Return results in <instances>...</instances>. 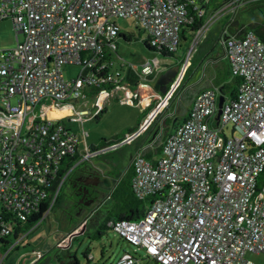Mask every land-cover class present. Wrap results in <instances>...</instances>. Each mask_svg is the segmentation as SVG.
I'll use <instances>...</instances> for the list:
<instances>
[{
	"label": "built area",
	"instance_id": "obj_1",
	"mask_svg": "<svg viewBox=\"0 0 264 264\" xmlns=\"http://www.w3.org/2000/svg\"><path fill=\"white\" fill-rule=\"evenodd\" d=\"M195 1L0 0V20H12L17 41L0 47V239L7 240L0 245L16 247L48 215L82 161L149 131L150 141L132 157L130 179L135 197L147 200L145 213L109 220L110 227L159 264H254L246 253H264V40L253 30L220 37L239 83L234 97L224 96L219 116L223 93L209 86L195 93L187 117L172 131L166 132L168 116L152 127L171 97L167 89L135 130L87 152L66 122L92 116L89 92L124 77L123 69L111 72L105 58L117 47L116 18L133 17L151 46L176 51ZM64 64H79L77 76L66 78ZM153 71V64L142 67L143 83ZM230 124L233 134L222 135ZM48 196L49 208L11 243L8 237ZM7 252L0 251V264ZM140 261L124 251L115 264Z\"/></svg>",
	"mask_w": 264,
	"mask_h": 264
},
{
	"label": "rangeland",
	"instance_id": "obj_2",
	"mask_svg": "<svg viewBox=\"0 0 264 264\" xmlns=\"http://www.w3.org/2000/svg\"><path fill=\"white\" fill-rule=\"evenodd\" d=\"M212 11L215 12L213 16L210 15ZM225 11L229 14H224ZM206 19H210L209 25L200 35L196 31L188 34L186 39H181L175 55L165 56L145 44L147 34L137 27L133 17L116 18L120 32L130 35L131 39L116 37L117 47L109 48L110 71H123L122 69L128 66L141 71L146 63L153 64L152 80L156 76L169 74L171 78L166 89H170L174 94L173 98L179 100L176 109L184 111L190 106L198 90L218 82L220 78L215 77L217 67L211 63L210 58L220 52L218 39L223 28L263 21L264 0H208ZM233 20L235 23L231 24ZM16 42L12 20H0V47H12ZM79 70V64H64L62 67L66 78L77 76ZM226 78V83L235 84L233 76ZM1 81L0 77V84ZM135 88V85H125L119 86L111 93L105 89L89 92L94 101L93 115L81 120L66 118L67 124L79 137L80 149L87 152L90 145L100 148L108 144L103 138L107 141H118L120 139L116 135L125 133L129 127L137 124L142 111L154 103V97L150 95L137 98ZM11 101L16 102V97H12ZM104 106L106 111L96 118L95 115ZM231 126L232 124L225 127L222 135L233 134ZM234 134L240 133L236 130ZM152 135V132L149 134L147 131L131 143L109 148L75 167L62 184L58 198L55 204L51 205L48 215L16 247L10 248V243L0 245L2 254L8 250L2 264H66L69 251L78 257L80 264H115L124 251L140 255V264H159L156 260L148 258L143 248H137L114 231L108 224L109 221H106L101 234L97 232L99 224L105 221L106 214L112 219L115 218L119 210L116 203L120 200L117 189L122 186L123 179L132 170L135 151L145 141H150ZM160 154L159 151L155 155ZM147 157H150V153H147ZM82 168H96L102 172L101 190H105L106 196L96 198L92 204L80 211L76 208L77 198L72 194V182ZM8 240L15 242L13 235H10ZM87 246L91 248L92 253L89 260L83 254ZM102 248L105 249L104 253L101 252ZM246 257L254 264H264L263 252H247Z\"/></svg>",
	"mask_w": 264,
	"mask_h": 264
},
{
	"label": "trees",
	"instance_id": "obj_3",
	"mask_svg": "<svg viewBox=\"0 0 264 264\" xmlns=\"http://www.w3.org/2000/svg\"><path fill=\"white\" fill-rule=\"evenodd\" d=\"M197 2H198V0H196L194 4L188 5V14H189L190 22L183 24L182 29L180 31V42H181L182 38L186 39L188 34H191L192 32H195V31L197 32L200 29V27L205 23V16H204L205 10L203 7H200L198 5L195 6ZM200 9H202V13H200V11H199ZM233 23H235V20H233L231 24H233ZM235 26H237V33H236L237 35H240L241 33L245 32L246 30H253L258 36H260L264 40V20L261 22H256V21L250 22L248 25L236 24ZM137 27L139 29H141L139 25H137ZM118 36H123L127 40L131 39L130 35H127V34L122 33L120 31L118 32L116 37H118ZM145 44L150 49H153L155 51L158 50L149 44L148 37L145 39ZM177 50L176 51H166V50L160 49L158 51L165 56H172V55L176 54ZM106 53L107 54H106L105 58L109 59L110 53L107 50H106ZM123 70L125 73H124V77L122 78V80L118 84L107 85L105 87V90H108L111 93V92L115 91L116 88H118L119 86L135 85V87H136L135 92H136L137 98H140L142 96H150V95H152L154 97V103H152L148 107V110H151L153 108V105L155 106V104H157V102L161 96L158 94L157 90L154 89V86L149 84L150 80H152V78L154 77V71L151 72L146 77V81L143 83V81L139 75L138 70H136L132 67H128L126 69L123 68ZM218 70L219 71H217L216 76H219L220 78H218V82H215L216 85L217 84L220 85L221 92L225 93V92L229 91L231 94V97H234L236 94L237 85L239 83V78L234 76L235 77V79H234L235 84H233V85L229 84V83H224V78H226V75L230 74L231 71L228 69V67L227 68H225V67L221 68L220 67ZM142 84H144V85H142ZM108 98H109V95L107 96V99ZM191 102H192V100H191ZM191 102H190V106H191ZM148 110L147 111L145 110L142 112V114H141L140 118L138 119V122L135 126L129 127L127 129L128 131H126L125 133L123 132V133H120L119 135H116L118 137V139H121L127 133L135 130L139 126V124H141L143 122V120L146 118V116L148 115L147 114ZM105 111H106V106L102 107L100 109V112L97 113L95 115V117L99 118L100 115H102ZM103 140H105L107 143H113L116 141V140L107 141V139H104V138H103ZM157 150L159 151L160 149L158 148ZM131 174H132V170L130 171V174L126 178L123 179L122 186L118 187V189H117L120 200H119V202L116 203V206H117L116 208H118L119 210L116 212L115 218L112 219L107 214L105 216V221H103L102 223L99 224V227L97 229L98 234L102 233L101 230L104 228L106 221L108 222L109 220H115V219H119V218L137 219L145 213V207L147 204V200L137 199L135 197V195L133 194L132 189H131V184H130ZM51 198H52L51 196H48L46 198V200L43 202L42 206L40 207V210L38 212L32 213L29 216V218L25 220V223L23 226L16 227L15 233L13 235L14 238H16L18 236L19 231H27L30 227H32L34 225V223H36L40 219V217L43 215V213L49 208ZM57 198H58V196H57ZM57 198L55 199L54 204H55ZM0 241L1 242H5V241L7 242V240L3 241V239H0ZM104 250L105 249L102 248L101 252L104 253ZM83 254L89 260L90 259L89 254H92L91 248L89 246H87L85 248V250L83 251ZM67 256H68V262L66 264H80L78 257L76 255L71 254L70 251L68 252Z\"/></svg>",
	"mask_w": 264,
	"mask_h": 264
},
{
	"label": "crops",
	"instance_id": "obj_4",
	"mask_svg": "<svg viewBox=\"0 0 264 264\" xmlns=\"http://www.w3.org/2000/svg\"><path fill=\"white\" fill-rule=\"evenodd\" d=\"M200 6V7H203L204 8V10H205V12H204V16H205V14H206V12H207V8H208V0H198V2L196 3V5L195 6ZM226 11H228V9L226 10ZM225 11V12H226ZM214 11H212L211 12V14L210 15H214ZM224 14H229V13H224ZM211 16V17H212ZM210 20V19H209ZM207 21V19L205 20V22ZM208 22V21H207ZM205 24V23H204ZM236 34L237 33V26H231V27H225V28H223V30H222V33H221V35L219 36V45H220V52H218L215 56H213L212 58H210L211 59V63H213L217 68H215V73H216V75H217V71H219L218 69L221 67V68H227L228 67V69L230 70V68H229V62H228V59H227V57L225 56V53H224V49H223V46H222V44H221V42H220V37L222 36V34L224 35V34ZM244 33V32H243ZM243 33H241V34H243ZM237 35V34H236ZM219 66V67H218ZM230 73V72H229ZM216 75H215V77H216ZM232 76V74L230 73V74H228V75H226V77H228V76ZM234 77V76H233ZM235 78V77H234ZM226 79L227 78H224V83H226ZM229 84L231 83V82H228ZM210 86H219L220 87V85H216V83L214 82L212 85H210ZM209 87V86H208ZM167 88V87H166ZM156 90V89H155ZM167 90V89H166ZM165 90V91H166ZM165 91L162 93V94H164L165 93ZM199 91V90H198ZM223 93V92H222ZM228 93V92H227ZM226 92L225 93H223V95L225 96V97H231V94H230V92L227 94ZM173 96H174V94H171V97H170V99L168 100V103H167V106L166 105H164V106H162L161 107V109H160V111L157 113V116H156V118L154 119V121H153V123H152V127H157V122H158V120H159V118H160V116H168L167 117V119H166V126H167V128H166V132H170V131H172L173 130V127H174V125H176L177 124V122H181V121H183L186 117H187V115H188V112H189V108H190V106L189 107H187L184 111H179V108H177V109H175V105L177 104L178 105V103H179V100L178 99H175V98H173ZM151 105V104H150ZM159 104L157 103V104H155V106L153 105V108L151 109V110H148V107L145 109L146 111L148 110V112H147V116H146V118L147 117H149L151 114H152V112L154 111V109H155V107H157ZM145 110H143V111H145ZM142 111V112H143ZM138 122V121H137ZM155 127V128H156ZM150 134V133H149ZM146 142V141H145ZM141 146V145H140ZM150 153V152H149Z\"/></svg>",
	"mask_w": 264,
	"mask_h": 264
},
{
	"label": "flooded vegetation",
	"instance_id": "obj_5",
	"mask_svg": "<svg viewBox=\"0 0 264 264\" xmlns=\"http://www.w3.org/2000/svg\"><path fill=\"white\" fill-rule=\"evenodd\" d=\"M156 77L157 78L153 86L154 89L157 90L158 94L162 95V93L166 90L168 81L171 77L169 74L163 77H161V75ZM151 81L152 80H150L149 84H151ZM156 86H158V88H156ZM101 173L102 172L96 168H82L75 175L72 182V194L77 198L75 203L78 210L81 211L83 208H87V205L92 204L96 198L106 196L105 190H101Z\"/></svg>",
	"mask_w": 264,
	"mask_h": 264
},
{
	"label": "water",
	"instance_id": "obj_6",
	"mask_svg": "<svg viewBox=\"0 0 264 264\" xmlns=\"http://www.w3.org/2000/svg\"><path fill=\"white\" fill-rule=\"evenodd\" d=\"M157 78V77H156ZM156 78H154L152 81H151V84L153 85L156 81ZM156 88H158V86H156ZM225 97L223 94H220L219 95V101H218V106H219V110H218V116L221 112V107H222V104H223V101H224Z\"/></svg>",
	"mask_w": 264,
	"mask_h": 264
}]
</instances>
